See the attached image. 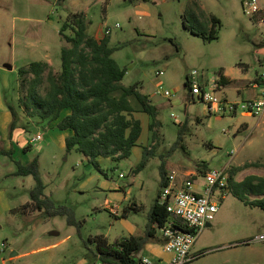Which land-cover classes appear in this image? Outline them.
Listing matches in <instances>:
<instances>
[{
	"label": "rangeland",
	"instance_id": "obj_1",
	"mask_svg": "<svg viewBox=\"0 0 264 264\" xmlns=\"http://www.w3.org/2000/svg\"><path fill=\"white\" fill-rule=\"evenodd\" d=\"M244 1L0 0L1 68L11 64L18 69L49 59L59 72L61 50L70 46L65 35L73 34L69 28L61 34V26L70 13L83 12L89 35L100 39L110 30V45L119 47L113 57L127 68L122 83H140L141 92L159 107L162 122L152 132L149 115L136 113L143 131L131 156L122 160L99 157L97 167L82 152L68 151L56 134L61 132L51 123L33 120L26 135L31 138L40 132L42 138L31 143L21 160L38 156L45 194L61 211L48 216L29 205L21 208L23 214L9 211L0 217V264H94L99 258L95 256L97 236L114 242L143 234L161 188L163 164L178 171L179 185L193 173L200 189L202 168H228L231 174L236 170L242 179L229 183L224 199L217 197L221 203L217 218L200 233L187 264H264V241L253 240L264 233V208L256 204L264 200L259 195L264 184L257 188L252 178L246 180L251 175L264 176V115L211 113L209 104L189 97L185 85L194 70L204 82L217 78L225 68L239 80L224 85L219 97L249 99L240 87L262 71L264 27L246 13ZM212 14L222 24L219 36L207 39L204 35L210 31ZM17 69L8 73L7 92L15 102ZM167 89L173 96L160 93ZM145 147L149 152L138 169ZM15 168L9 156H0V188L12 208L30 202L34 186L31 175H9ZM110 204L118 205V213L109 209ZM141 254L150 255L145 248Z\"/></svg>",
	"mask_w": 264,
	"mask_h": 264
},
{
	"label": "trees",
	"instance_id": "obj_2",
	"mask_svg": "<svg viewBox=\"0 0 264 264\" xmlns=\"http://www.w3.org/2000/svg\"><path fill=\"white\" fill-rule=\"evenodd\" d=\"M196 20L199 15L191 9ZM211 28L204 36L215 39L219 36L221 19L211 15ZM186 27L196 34L200 31L186 24ZM71 29L73 34L65 35L64 31ZM87 22L83 12L70 13L61 26V34L70 46L61 50V70L55 72L48 61H32L26 66L17 69L18 88L17 102L6 94V103L12 115L9 126L10 133L16 128L29 131V124L35 120L37 124L58 121L57 128L69 130L71 134L65 139L66 149H76L82 152L90 163L99 167V157L122 160L132 154L133 148L138 144L143 131L140 118L135 114L147 113L150 117L149 130L162 126L159 119L160 109L154 105L148 94L141 92L140 83L124 85L123 78L127 68L121 66L113 57L119 47L110 45L108 34L102 38L87 33ZM224 85L229 84L224 72H220ZM190 90L192 99V85L190 75L185 83ZM69 109V113L63 114ZM184 128L180 133L183 134ZM144 160L149 148H144ZM12 150H5L0 146V156L8 155L13 158ZM14 175L32 176L34 186L30 189V202L12 208L11 213H24L22 209L29 205L34 210H44L48 216L57 215L61 209L54 208L53 201L45 194L38 156L31 161L23 163L15 160ZM206 166V165H205ZM204 166V167H205ZM207 167V166H206ZM201 169L204 174L208 171ZM161 188L147 215V224L143 234H131L110 242L105 236H97V254L106 264H140L141 253L150 242L166 241L162 228L170 221L180 229L187 230L185 222L172 215L166 204H161L162 189L168 184V171L164 164L161 167ZM236 170L230 173V184L235 182ZM252 183L259 188L264 184V177L251 175ZM229 188V187H228ZM263 195L264 192H260ZM264 208V200L256 201ZM125 215V214H124ZM74 223V219H69Z\"/></svg>",
	"mask_w": 264,
	"mask_h": 264
},
{
	"label": "built area",
	"instance_id": "obj_3",
	"mask_svg": "<svg viewBox=\"0 0 264 264\" xmlns=\"http://www.w3.org/2000/svg\"><path fill=\"white\" fill-rule=\"evenodd\" d=\"M244 9L246 13L259 20L264 27V0H245ZM118 26V24H117ZM264 32V28H263ZM110 30H105V35ZM164 72L162 71L161 74ZM199 71L194 70L190 75L192 85V96L199 97L200 100L209 104L211 113L215 110L220 114L237 115L240 111L244 114L259 117L264 115V58L262 71L258 79L254 82L256 94L254 97L233 101L221 98L218 92L224 87L223 78L219 75L215 79L205 78L204 82L199 81ZM160 93L166 97L173 96L174 92L167 89ZM42 138V133L38 132L31 137L29 143H37ZM189 174V177L182 185L177 179L179 173L176 169L169 172L168 184L162 189L160 202L166 204L168 211L182 219L188 226L187 230L180 229L174 222H168L163 228L162 233L166 239L163 243V251L168 253V259H158L150 255L141 254L140 264H187L192 260V249L196 244L200 233L217 218L221 203L217 197L225 198L230 183V169L211 167L203 175L204 181L201 189L197 187V180ZM109 209L118 213V205L110 204ZM264 241V233L255 239ZM251 242V241H247ZM94 264H106L100 257Z\"/></svg>",
	"mask_w": 264,
	"mask_h": 264
},
{
	"label": "crops",
	"instance_id": "obj_4",
	"mask_svg": "<svg viewBox=\"0 0 264 264\" xmlns=\"http://www.w3.org/2000/svg\"><path fill=\"white\" fill-rule=\"evenodd\" d=\"M45 61H48L50 64L52 62L49 59H46ZM262 62H263V59H260L261 66H262ZM14 69H17V66H13L11 64L10 65L5 64L4 68L0 67V146H2L7 151L9 150L13 151V154H12L13 158L9 156L13 161L14 159L21 160V154L25 153L26 151L32 148V145L29 143L31 138L27 137L26 135V132L28 131L22 128H16L14 129L12 134L10 133L9 126L12 121V115L7 107L6 94H8L7 91L9 88L8 73L10 70H14ZM222 71L227 77V82H230L227 85H230L233 82L239 80L238 78H235L231 74H229L225 68H223L221 72ZM258 77H259V74L255 78L249 79L247 81H243L242 86L240 87L241 92L244 90V92L249 93L248 98H252L256 94V88L254 87L253 84L258 79ZM67 113H69V109L63 112V114H67ZM57 123L58 121H53L51 122V124H49V126L51 125V127L56 128L59 132H61V133H56V134H58L65 142L66 137L71 134V131L60 130L59 128H57ZM1 156L7 157L8 155H1ZM21 161L23 163H26L31 160H26V161L21 160ZM167 171L168 173L171 172V170H168V169ZM13 173L14 171L11 169L9 175H12ZM235 178L239 181L242 180V179H239L238 176H235ZM11 209H12L11 202L9 201V198H7L6 192L0 188V217H2L3 215L11 211ZM125 215H127L126 212H125ZM210 226H212V223ZM162 245L163 243L161 242H150L146 245L145 250H148L152 257L165 260V259H168L170 255L163 251Z\"/></svg>",
	"mask_w": 264,
	"mask_h": 264
},
{
	"label": "water",
	"instance_id": "obj_5",
	"mask_svg": "<svg viewBox=\"0 0 264 264\" xmlns=\"http://www.w3.org/2000/svg\"><path fill=\"white\" fill-rule=\"evenodd\" d=\"M211 225V223H209V226Z\"/></svg>",
	"mask_w": 264,
	"mask_h": 264
}]
</instances>
